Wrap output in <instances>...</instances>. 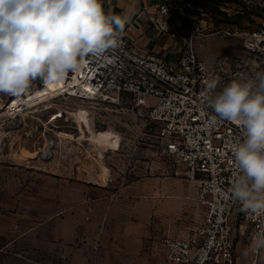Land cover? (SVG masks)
Instances as JSON below:
<instances>
[{"label":"rangeland","instance_id":"obj_1","mask_svg":"<svg viewBox=\"0 0 264 264\" xmlns=\"http://www.w3.org/2000/svg\"><path fill=\"white\" fill-rule=\"evenodd\" d=\"M231 41L240 53L243 42ZM42 86L0 94V264H174L169 243L192 242L207 208L157 126L129 104L67 95L25 104ZM231 224L235 264H264L255 247L264 215L236 205Z\"/></svg>","mask_w":264,"mask_h":264},{"label":"built area","instance_id":"obj_2","mask_svg":"<svg viewBox=\"0 0 264 264\" xmlns=\"http://www.w3.org/2000/svg\"><path fill=\"white\" fill-rule=\"evenodd\" d=\"M150 9L144 7L137 19ZM254 18L260 20L256 25L250 23ZM151 21L158 33L181 44L175 62L141 54L123 32L119 47L86 57L83 67L66 77L67 88L51 97L129 104L155 124L163 152L199 183L198 202L207 208L205 229L196 232L192 242L169 243L171 262L235 264L231 214L240 203L230 194L235 171L232 145L242 142L244 130L227 120L212 122L216 114L207 98L214 93L207 85L215 79L219 93L241 73L264 72V0H162ZM214 21H230L232 28L215 31ZM213 36L240 39L243 50L218 57L208 66L199 46ZM75 78L77 84L69 87Z\"/></svg>","mask_w":264,"mask_h":264},{"label":"clouds","instance_id":"obj_3","mask_svg":"<svg viewBox=\"0 0 264 264\" xmlns=\"http://www.w3.org/2000/svg\"><path fill=\"white\" fill-rule=\"evenodd\" d=\"M130 14L105 11L103 0H0V94L20 96L35 81L56 84L78 72L88 56L117 48ZM207 103L217 118L241 127L232 145L231 197L264 215V72L239 74ZM264 249V236L255 240Z\"/></svg>","mask_w":264,"mask_h":264},{"label":"crops","instance_id":"obj_4","mask_svg":"<svg viewBox=\"0 0 264 264\" xmlns=\"http://www.w3.org/2000/svg\"><path fill=\"white\" fill-rule=\"evenodd\" d=\"M162 0H103L105 11L114 14H122L127 11L130 19L125 25L124 33L134 44L135 48L143 55H154L167 62H175L181 56V44L172 40L166 34H160L153 28L151 17L155 9ZM151 9L142 18L137 19V15L144 7ZM230 21H214L213 30L232 28ZM253 25H256L252 21ZM234 38L213 36L199 46V55L211 66L213 62L222 56L235 50L231 41ZM237 39V38H235Z\"/></svg>","mask_w":264,"mask_h":264},{"label":"bare ground","instance_id":"obj_5","mask_svg":"<svg viewBox=\"0 0 264 264\" xmlns=\"http://www.w3.org/2000/svg\"><path fill=\"white\" fill-rule=\"evenodd\" d=\"M78 75V74H77ZM77 78V77H76ZM75 78V80H71V82L69 83V87L72 85L77 84V79ZM67 81L66 79L56 83V84H44L42 89H38L32 93L29 94V96L27 97V99L24 101L25 104H29L31 102H34L37 99H41L44 97H48L50 95H53V93L56 92H61L63 89L67 88ZM19 102L21 103V99L17 98L10 107H12V109L17 111V107L19 105ZM16 107V108H14ZM10 109V108H9Z\"/></svg>","mask_w":264,"mask_h":264}]
</instances>
